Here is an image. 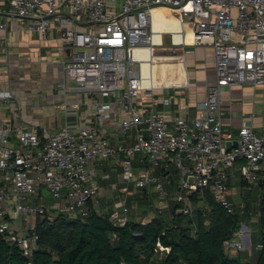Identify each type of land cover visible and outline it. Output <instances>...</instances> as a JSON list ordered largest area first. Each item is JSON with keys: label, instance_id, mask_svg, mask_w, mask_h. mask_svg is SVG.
Segmentation results:
<instances>
[{"label": "built area", "instance_id": "built-area-1", "mask_svg": "<svg viewBox=\"0 0 264 264\" xmlns=\"http://www.w3.org/2000/svg\"><path fill=\"white\" fill-rule=\"evenodd\" d=\"M11 15L28 18V29L43 38L54 32L61 44L63 79L58 83L61 99L55 103L65 122L49 132L25 127L18 96L10 88H0V103L12 104L16 120L0 119V234L31 257L37 246L38 222H52L60 213H87L89 202L102 189L94 168L97 159L117 157L119 191L127 195L129 186L155 191L159 196L157 214L172 203L166 195L161 174L154 170L160 160L173 163L179 174L174 196L182 212L193 215L190 195L210 192L229 212H235L229 199V176L238 170L249 185L264 184V132H255L246 122L234 133L222 128L220 91L223 86L264 84V0H0ZM164 8L178 14L192 31L193 45L210 44L214 49L215 80L206 84V97L195 103L199 114L191 118L167 117L160 104H170L171 96L159 89L142 62L151 56L170 57L184 50V33L168 46L154 48L152 12ZM145 48L141 54L135 49ZM154 56V57H153ZM82 92L95 103L94 122L70 127L67 115L77 112L80 103L69 95ZM117 95L118 134L133 142L113 141L98 122L110 118V101L98 95ZM20 119V121H19ZM231 141L227 148L226 142ZM236 141V144L233 142ZM149 165L134 177L133 161ZM244 160L242 163H237ZM193 176V181L189 177ZM54 199L48 202L41 190ZM123 214L131 206L124 197ZM136 205V204H135ZM134 205V207H136ZM96 208V207H95ZM126 217L117 221L123 224ZM236 230L224 241L225 251L242 248ZM263 242L258 245L262 248ZM162 249V246H160Z\"/></svg>", "mask_w": 264, "mask_h": 264}, {"label": "crops", "instance_id": "crops-1", "mask_svg": "<svg viewBox=\"0 0 264 264\" xmlns=\"http://www.w3.org/2000/svg\"><path fill=\"white\" fill-rule=\"evenodd\" d=\"M7 7V4L0 3V88H10L19 97L23 106L20 111L21 121L25 127L36 129L39 133L49 132L54 126L65 122L63 111L55 106L62 95L58 88V83L63 79L61 44L54 32H50L46 38H43L39 32L30 31L27 27L28 18L11 15L7 11ZM162 12L163 15L160 17L163 20L157 22L156 19L153 22V45L156 44L154 48L158 50L173 43L172 35L168 30L173 33L179 30L183 31L186 45L183 54L182 50H178L177 53L172 52L173 56H167L169 62H166L165 57L160 58L161 71L158 72H160V82L164 83L156 85L159 88L157 93L171 96V102L165 107L159 104L157 108L164 111L167 117L181 116L188 119L200 113L196 109L195 103L206 97V84L215 80L214 49L210 44H191L192 31L190 27L188 28L186 24L178 20L177 13L169 12L166 9ZM173 23H176L177 26L175 30L160 27L162 25L170 26ZM155 25H157L158 31H155ZM155 32H159L157 37L154 36ZM165 34L170 35L168 43L164 42ZM178 36V33H174L175 39ZM154 74L156 77L157 72L151 74L150 68V75L153 78ZM219 96L223 111L222 128L224 130L236 133L244 123L250 122L256 133L264 132V84L257 87H253L249 83L223 86ZM69 99L71 103H80L77 112L72 110L67 115L70 127L76 128L80 123L94 122L95 103L92 99L80 91L69 95ZM98 99L111 102L110 118L98 122L99 128L106 132L113 141L132 143V136L118 134L116 130L120 115L117 95L99 94ZM8 118L16 120L14 106L9 104L6 107L4 103H0V119ZM135 160L137 161L135 168L137 173L142 171L144 166L149 165L148 162L140 160V153L135 154ZM243 161L239 160L237 163L240 164ZM94 168L99 174L108 172V176L101 180L103 186L96 196L99 205L95 207L98 211L109 212L116 218L121 216L143 222L151 219L152 216L137 219L129 214H123L122 205L119 206V199L123 200L126 197L127 200L137 204L141 201L143 194L141 195L140 192L143 191L138 190L133 183L130 184L127 195L119 191L117 179L120 165L117 157L97 159ZM154 170L162 175L166 186V195L173 206L177 184L181 177L176 166L173 163L165 164L164 160H160ZM228 184L229 199L236 207L235 196L243 194L248 186L241 180L240 173L236 169L231 171ZM151 192L155 195L153 198L158 203V194L154 190ZM104 197H107V200ZM244 247L242 243V248L238 251L233 250L230 255L253 262L260 248L256 252L254 250L246 251Z\"/></svg>", "mask_w": 264, "mask_h": 264}, {"label": "trees", "instance_id": "trees-1", "mask_svg": "<svg viewBox=\"0 0 264 264\" xmlns=\"http://www.w3.org/2000/svg\"><path fill=\"white\" fill-rule=\"evenodd\" d=\"M190 199L196 203L191 216L170 204L148 221L128 218L123 224L89 202L85 215L60 213L52 222H38V247L31 257L0 234V264H264V195L263 246L253 262L225 251L224 241L238 230L241 214L229 212L208 191Z\"/></svg>", "mask_w": 264, "mask_h": 264}, {"label": "rangeland", "instance_id": "rangeland-1", "mask_svg": "<svg viewBox=\"0 0 264 264\" xmlns=\"http://www.w3.org/2000/svg\"><path fill=\"white\" fill-rule=\"evenodd\" d=\"M161 13L163 12H159V15H157V22L163 20L160 16ZM156 29H157V25H155ZM160 27L166 28H170L175 30L177 28L176 23L169 25H162ZM167 28V29H168ZM159 32H155L154 36L157 37L159 34ZM174 33H178V32H174ZM170 40V35L169 34H165L164 36V42L168 43ZM145 51V50H144ZM143 51V52H144ZM154 57V56H153ZM160 58L161 57H155L154 58V62H151V57L149 56V58L144 61V65H143V69H144V73L148 74V71L150 73V67H151V74L153 72H157L156 77L154 74V79L155 81L159 82L160 79V75L158 71H161V62H160ZM171 59H173L171 57ZM166 62H169L168 57H165ZM150 63L152 64V66L150 65ZM168 74V72H166ZM166 81V80H164ZM6 107L9 105L8 103L4 104ZM3 106V105H2ZM137 165V161L134 158L133 161V167L136 168ZM137 172L134 170V177H136ZM138 189V188H137ZM233 190L235 188H232ZM139 190V189H138ZM42 195L44 196V198L48 201V202H53L54 199L52 198V196L48 193V191L46 189H42L41 190ZM140 194L146 196L145 198H143L140 202L139 205L138 203L135 205V203L128 199V203L129 206H131L130 211H129V215L133 216L134 218L136 217L137 219H145L148 217H151L155 214H157V203L153 198V193L152 192H148L146 190H144L143 192H140ZM242 194V193H241ZM237 194L235 196L236 199V207L235 210L238 211L241 216H242V220L240 222V226L238 228L240 237L243 239V245L245 246L244 249L246 251H250V250H254L257 252L258 245L262 242V234H261V225H260V216H261V201L264 195V184H260V185H249V187H247L245 189V192H243V194ZM155 196V195H154ZM198 196V195H197ZM107 200V197H104ZM199 199V198H198ZM121 201V199H119V202ZM200 201V199H199ZM202 203V201H201ZM134 205L136 207H134ZM120 206V203H119ZM195 208H196V203H193V209L195 212ZM193 212V213H194ZM263 232V239H264V230ZM246 234H248V236H246Z\"/></svg>", "mask_w": 264, "mask_h": 264}, {"label": "bare ground", "instance_id": "bare-ground-1", "mask_svg": "<svg viewBox=\"0 0 264 264\" xmlns=\"http://www.w3.org/2000/svg\"><path fill=\"white\" fill-rule=\"evenodd\" d=\"M162 10H164V8H161V7H158V8H155V9H153V12H152V19H153V22H155L156 21V19H157V15H159V12L161 11L162 12ZM161 15H163V13H161ZM171 18V17H170ZM144 50H146L145 48H137V49H135V52H136V54H141V53H143V51ZM152 56V55H151ZM150 56V57H151ZM143 65H144V61L142 62V67H143ZM150 65L152 66V64L150 63ZM151 68V67H150ZM144 70V69H143ZM148 75V74H147ZM151 76V75H150ZM151 78H152V81L154 82V85H159V84H162V83H164V82H157V81H155L154 80V78L151 76Z\"/></svg>", "mask_w": 264, "mask_h": 264}, {"label": "water", "instance_id": "water-1", "mask_svg": "<svg viewBox=\"0 0 264 264\" xmlns=\"http://www.w3.org/2000/svg\"><path fill=\"white\" fill-rule=\"evenodd\" d=\"M233 143L236 144V141H234ZM226 145H227V148H230V147H231V141L228 140V141L226 142ZM189 181H190V182L193 181V176H190V177H189ZM179 211H181V210H179Z\"/></svg>", "mask_w": 264, "mask_h": 264}]
</instances>
